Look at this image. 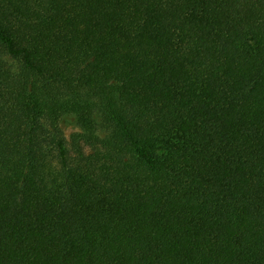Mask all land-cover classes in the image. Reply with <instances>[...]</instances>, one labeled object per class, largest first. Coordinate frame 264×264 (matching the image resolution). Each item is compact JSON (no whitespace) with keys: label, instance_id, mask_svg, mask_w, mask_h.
I'll use <instances>...</instances> for the list:
<instances>
[{"label":"trees","instance_id":"16d2710c","mask_svg":"<svg viewBox=\"0 0 264 264\" xmlns=\"http://www.w3.org/2000/svg\"><path fill=\"white\" fill-rule=\"evenodd\" d=\"M0 264H264V0H0Z\"/></svg>","mask_w":264,"mask_h":264},{"label":"rangeland","instance_id":"374dc122","mask_svg":"<svg viewBox=\"0 0 264 264\" xmlns=\"http://www.w3.org/2000/svg\"><path fill=\"white\" fill-rule=\"evenodd\" d=\"M62 127L67 135V137L70 139L73 133L79 132L81 128L77 125L73 117H67L62 121Z\"/></svg>","mask_w":264,"mask_h":264}]
</instances>
